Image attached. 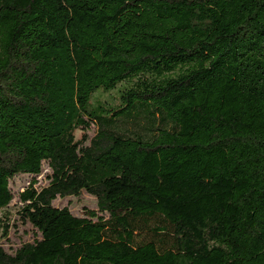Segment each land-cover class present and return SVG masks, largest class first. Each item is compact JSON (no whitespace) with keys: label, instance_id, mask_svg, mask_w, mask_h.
<instances>
[{"label":"trees","instance_id":"obj_1","mask_svg":"<svg viewBox=\"0 0 264 264\" xmlns=\"http://www.w3.org/2000/svg\"><path fill=\"white\" fill-rule=\"evenodd\" d=\"M45 163L0 264H264V0H0V213Z\"/></svg>","mask_w":264,"mask_h":264},{"label":"rangeland","instance_id":"obj_2","mask_svg":"<svg viewBox=\"0 0 264 264\" xmlns=\"http://www.w3.org/2000/svg\"><path fill=\"white\" fill-rule=\"evenodd\" d=\"M108 94L103 96L104 99ZM96 134V128L92 125L89 135L93 138ZM81 132L77 133L80 138ZM51 175V170L48 164L43 165V171L40 176L22 175L17 176L10 183V188L14 194V200L7 210L0 213V248L7 254L15 255L16 252L25 244H33L35 241L41 239V234L30 223H22L20 220L19 210L22 207L20 202V194H22L33 180H37L35 188L40 189L48 186L50 180L48 177ZM53 206L59 209L68 208L70 212L76 217H89L88 212H97L99 216L108 217L98 210V201L94 196L89 195L87 192H82L79 197L57 198L53 202ZM138 233L136 236V243L143 244L147 242H157L160 244L162 241L166 245L167 238L164 237L162 232H170V227L167 222L162 218L157 217L149 221L138 222ZM167 230V231H166ZM161 235H158L160 234Z\"/></svg>","mask_w":264,"mask_h":264}]
</instances>
